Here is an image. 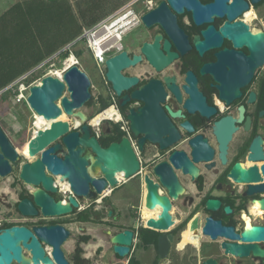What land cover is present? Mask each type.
I'll list each match as a JSON object with an SVG mask.
<instances>
[{"label": "flooded vegetation", "instance_id": "obj_1", "mask_svg": "<svg viewBox=\"0 0 264 264\" xmlns=\"http://www.w3.org/2000/svg\"><path fill=\"white\" fill-rule=\"evenodd\" d=\"M129 8L136 17L129 19V30L106 55L107 61L125 54L117 65L125 80L120 93L107 77L106 61L104 67L96 63L102 84L92 83V108L82 111L102 148L127 141L138 169L128 178L119 176L118 185L101 196L106 201L97 196L79 201L71 213L46 215L35 201L34 192L41 187L20 177L23 166L41 153L28 160L5 133L18 160L0 147L10 167L6 175L0 174V235L24 228L30 235L27 244L35 239L43 257L58 264L55 244L65 233L57 246L63 262L91 264L83 247L96 238L94 233L114 231L120 217L115 202L121 199L122 219L135 223L124 227L134 232L124 264H202L210 257L218 264H263L252 257L225 255L222 244H243V235L264 227V210L258 205L264 200V158L258 153L260 149L264 156V0H192L179 6L171 0H132L123 11ZM154 10L157 20L147 25L143 17ZM108 109L112 119L101 116ZM67 120L70 131H81L78 119ZM57 143L62 139L52 145ZM237 165L246 171L256 168L258 179L238 181L232 175ZM45 173L51 176L47 168ZM59 179L54 176L58 190L45 194L66 204L73 192L63 189L61 184L68 182ZM147 179L171 204L167 230L152 225L163 209L147 208ZM23 202L27 205L21 208ZM209 221L239 238L204 235ZM50 228L64 231L51 230L56 233L54 244L46 240ZM161 237L169 243L165 258L160 256ZM19 247L29 264H50L33 260L22 240ZM8 264L22 263L13 259Z\"/></svg>", "mask_w": 264, "mask_h": 264}, {"label": "water", "instance_id": "obj_2", "mask_svg": "<svg viewBox=\"0 0 264 264\" xmlns=\"http://www.w3.org/2000/svg\"><path fill=\"white\" fill-rule=\"evenodd\" d=\"M175 6L184 3H191L192 0H171ZM144 22L151 25L157 20V10L144 15ZM125 54L111 58L106 61L109 69L107 77L112 81L120 93V85L125 81L118 73V66L123 63ZM92 82L89 75L78 65H72L63 71L62 77L47 75L43 77L39 84H35L29 89L27 104L31 111L46 121H51L49 128L38 130L30 142V152L33 156L41 153L31 164H25L21 172V179L38 188L35 192V201L41 207L46 215L67 214L73 211V208L79 207V201L94 199L97 196H103L105 192L111 191L118 185L117 176L128 178L138 169V162L135 155L129 148L127 141L123 140L120 144H112L108 148H102L96 137L92 135L90 127L85 124L86 114L82 111L85 105L92 99ZM63 115L67 118L78 119L82 128L80 132L70 131L69 120L61 119ZM62 139V144L55 143ZM52 145V146H51ZM0 147L6 156H9L14 162L18 160L17 150L9 142L8 137L0 126ZM49 147V148H48ZM259 157L264 158L259 149ZM62 155V156H60ZM48 169L51 176H47L45 169ZM9 162L0 155V174L6 175L9 171ZM251 170H243L239 165L235 166L232 175L238 181H255L257 176ZM264 171V166H263ZM54 176H61V181H67L73 192L66 204L54 202L45 192H56L58 188L54 185ZM148 196L147 208L153 210L156 206L163 209L158 219L154 220L153 227L159 230H167L172 225V209L170 202L156 193L152 182L147 179ZM263 188V186H262ZM26 202L21 204V208L26 206ZM261 209L264 210V200L258 202ZM112 215V211L109 212ZM61 233L64 231L58 228H50L46 240L54 244L56 238L55 231ZM111 235L110 242L113 244L114 253L120 258H126L131 254L133 246L134 232L125 230L116 234L108 231ZM203 234L212 239L225 237L234 240L239 238L235 236L230 229H223L219 222L209 221L203 228ZM47 235V234H46ZM64 237L67 234H63ZM28 232L24 228H13L0 235V264H8L13 259H17L22 264H29L23 259L22 250L19 242L31 249L33 260L41 259L45 263L53 264L48 258H44L43 250L38 246L34 239L27 244L29 238ZM58 239L55 244V258L58 264H66L62 260V255L57 250L58 244L64 238ZM161 237L160 256L165 258L169 252V243L163 241ZM243 244L225 241L222 248L225 255L238 258L252 257L261 260L264 264V227L259 228L254 235H243L241 238ZM202 264H218L213 258L205 259Z\"/></svg>", "mask_w": 264, "mask_h": 264}, {"label": "trees", "instance_id": "obj_3", "mask_svg": "<svg viewBox=\"0 0 264 264\" xmlns=\"http://www.w3.org/2000/svg\"><path fill=\"white\" fill-rule=\"evenodd\" d=\"M131 1L77 0L73 5L67 0H27L13 5L0 16V99L16 97L13 89L18 81L29 86L43 78L44 74L35 72L47 61L56 60L60 66L70 54L82 59L88 45L80 37L123 12ZM105 107L103 103L102 109Z\"/></svg>", "mask_w": 264, "mask_h": 264}, {"label": "rangeland", "instance_id": "obj_4", "mask_svg": "<svg viewBox=\"0 0 264 264\" xmlns=\"http://www.w3.org/2000/svg\"><path fill=\"white\" fill-rule=\"evenodd\" d=\"M25 1V0H16V2ZM27 1V0H26ZM71 4H75L77 0H67ZM0 15L6 11V9L14 2V0H3L0 1ZM132 12V8L123 11L124 14ZM80 47V46H79ZM69 58H74L75 64L78 65L84 72H86L91 82L99 86L101 85V75L99 70L97 69L96 61L92 56V53L88 49L85 50V54L83 55L82 59H77L74 54H70ZM69 58L63 60L61 65L55 61H47L41 66H39L35 72L37 76L44 74V77L47 75L56 76L58 73L63 75V71L68 68L69 66ZM35 81H33L34 83ZM22 82L18 83L13 89V93H17L16 97L11 96L8 101L0 99V126L2 127L3 131L7 134V136L16 144L20 151H25V154L29 156L28 160H35L36 156H33L30 152V142L34 138L36 131L38 130L35 126L37 122V117L35 113L31 111L27 104V98L29 96V91L25 92L22 99L18 96L20 94V90L22 89L21 84ZM25 84V83H24ZM28 86V85H26ZM92 89V88H91ZM19 97V98H18ZM92 108V103H87L84 111L89 112ZM34 116V118H32ZM61 119H67L66 115L62 116ZM34 121V123H32ZM60 180V179H59ZM61 182V180H60ZM69 186V185H68ZM65 183L61 184L63 189L68 188ZM112 195H108L109 197ZM101 196H99V199ZM105 197H103L104 199ZM113 198V197H112ZM102 199V200H103ZM113 201V200H112ZM117 204L116 209L120 215L119 222L114 227L113 234L121 228L131 226L133 227L135 223L133 221H128L126 218L122 219V213L124 210V203L121 199L115 202ZM95 239L89 241L84 247V257L86 256L91 264H124V259L118 258L117 255L114 253L113 244L110 242L111 235L108 232L104 234L102 232L94 233ZM184 243V240H183ZM180 255V254H179Z\"/></svg>", "mask_w": 264, "mask_h": 264}, {"label": "built area", "instance_id": "obj_5", "mask_svg": "<svg viewBox=\"0 0 264 264\" xmlns=\"http://www.w3.org/2000/svg\"><path fill=\"white\" fill-rule=\"evenodd\" d=\"M136 15L133 12L124 14L123 12H118L117 14L111 16L107 20L103 21L94 28L87 30L81 37L80 40H85L94 60L99 67L105 66L106 55L111 50L113 43H118L122 40L124 34L130 28V20L135 18ZM44 77V76H43ZM42 78L36 79L34 83L26 86L23 82L20 84L22 89L18 95L20 99L25 97V92L29 91L30 87L39 84ZM20 81H18L19 83ZM18 97V98H19ZM112 109L105 110L101 116H105V119H112L113 114L110 113ZM102 118H99L97 123H101ZM71 192L70 186H68ZM106 192L104 193V196ZM102 197L98 200L101 201Z\"/></svg>", "mask_w": 264, "mask_h": 264}, {"label": "bare ground", "instance_id": "obj_6", "mask_svg": "<svg viewBox=\"0 0 264 264\" xmlns=\"http://www.w3.org/2000/svg\"><path fill=\"white\" fill-rule=\"evenodd\" d=\"M74 64H75V60H74V58H71L69 60V66L68 67H70V66H72ZM56 76L62 77V75L60 73H58ZM37 118L38 119H37V122H36L35 126L37 127L38 130L39 129L43 130V129L49 128L51 126V124H52L51 121L50 122L49 121H46L43 117H37ZM117 178H119V176H117ZM65 185L68 186V183H66ZM106 194H109V192H106ZM183 239H184V243H186V236H185V234L183 236Z\"/></svg>", "mask_w": 264, "mask_h": 264}, {"label": "crops", "instance_id": "obj_7", "mask_svg": "<svg viewBox=\"0 0 264 264\" xmlns=\"http://www.w3.org/2000/svg\"><path fill=\"white\" fill-rule=\"evenodd\" d=\"M0 1H3V0H0ZM26 1V0H25ZM20 2H23V1H20ZM16 3H19V2H16V0H14V2L6 9V11L9 9V8H11L13 5H15ZM0 4H1V2H0ZM5 11V12H6ZM3 14V13H2ZM1 16V15H0Z\"/></svg>", "mask_w": 264, "mask_h": 264}]
</instances>
